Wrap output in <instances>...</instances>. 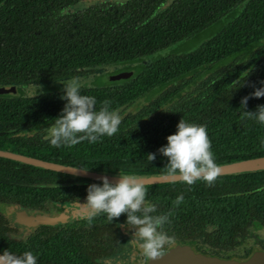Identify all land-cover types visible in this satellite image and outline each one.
I'll return each mask as SVG.
<instances>
[{
	"label": "trees",
	"instance_id": "obj_1",
	"mask_svg": "<svg viewBox=\"0 0 264 264\" xmlns=\"http://www.w3.org/2000/svg\"><path fill=\"white\" fill-rule=\"evenodd\" d=\"M79 1L0 0V84L43 86L31 97L0 95V150L20 148L23 155L70 165L63 151L68 147L50 145L41 131L54 123L65 103L53 83L76 72L135 63L134 76L117 87L80 89L96 97L97 108L109 100L121 123L112 136L69 146L77 149L72 155L76 168L113 176L165 175L167 159L156 150L181 118L206 125L218 165L264 156V125L241 118L240 104L264 80V0L93 1L63 12ZM164 49L169 50L149 58ZM260 104L264 96L250 97L244 110L255 111ZM32 130L34 136L25 135ZM148 153L156 158L149 161ZM2 161L11 167H0V204L38 207L49 197L62 198L54 191L63 188L33 183L71 178L0 157ZM145 188L146 199L156 205L153 214H169L163 230L172 239L200 238L234 248L253 235L249 228L264 229V170L217 175L211 184L176 181ZM180 193L183 202L173 206ZM122 217L110 222L105 214L92 213L88 248L97 244L103 256L111 255V246L93 236L105 238L101 230L116 228ZM3 226L0 215V252L31 250L37 264H52L37 249L36 231L17 240ZM88 260L95 264L91 255Z\"/></svg>",
	"mask_w": 264,
	"mask_h": 264
},
{
	"label": "clouds",
	"instance_id": "obj_2",
	"mask_svg": "<svg viewBox=\"0 0 264 264\" xmlns=\"http://www.w3.org/2000/svg\"><path fill=\"white\" fill-rule=\"evenodd\" d=\"M240 85V83H239ZM238 85V86H239ZM260 87L253 86V91L241 98V118L254 119L264 125V104L256 106L255 111H245L250 97L264 96V80ZM61 99L65 101L60 113L54 118V123L48 126L45 139L53 146H71L87 140L97 142L102 136H112L121 123L119 112L110 107V101L105 99L99 108L96 107L95 96L82 94L77 77H72L62 84ZM166 143L156 151L166 157L164 174L178 178L187 185L197 180L211 184L219 173L211 150V142L206 125L186 121L181 118L175 132L166 136ZM264 145V139L260 141ZM149 161L156 158V153H148ZM146 188L135 175L118 174L115 182L108 176L99 177V183H90L86 187L83 205L94 213H103L108 221L125 214L124 228L131 235L129 243L139 248L149 260L157 258L166 241L170 239L163 230L170 223L169 214H156V205L146 199ZM184 200V194H178L172 201L173 206H179ZM79 203L78 200H76ZM80 204V203H79ZM38 258L31 250L19 254L5 250L0 252V262L6 264H37Z\"/></svg>",
	"mask_w": 264,
	"mask_h": 264
},
{
	"label": "flooded vegetation",
	"instance_id": "obj_3",
	"mask_svg": "<svg viewBox=\"0 0 264 264\" xmlns=\"http://www.w3.org/2000/svg\"><path fill=\"white\" fill-rule=\"evenodd\" d=\"M64 8L65 9L63 12L67 13L70 11L71 7L66 6ZM134 65L135 63H131L129 67H126L125 65H121V66L111 65L102 68H94L93 70H86V72H76L70 77H65L62 78L61 80L54 82L53 86L62 90L63 88L62 84L66 80L72 77H77L79 80L80 89L106 88V86L117 87L120 84H122L123 81L129 80L131 77L134 76L136 71L133 67ZM123 74H125L126 77L123 78L120 77L119 79L116 78L119 75H123ZM98 77L104 78L105 83L102 85L96 83L93 84L90 83L92 79ZM3 85L15 86L16 93L7 94L14 96H19L21 94L24 97H31L37 95L38 93H41L43 89V86L38 83H27L24 85H15L11 83L0 84V86ZM50 124L52 123H48L45 126L41 127V131H44L45 134L43 135V137H46L48 126ZM17 134L20 135L21 133L18 132ZM34 134H35L34 130L25 133V135L28 137H32L34 136ZM83 142L84 141H81L75 144V146L78 147V145L82 144ZM67 147L68 149L67 150L63 149V151H65L64 155L66 156V160L71 162V164L65 166H71L76 168V166L72 165L75 161V158L72 157V155L75 154L77 149L74 150L72 148H69V146ZM3 151H9L15 154L23 155V153H20L21 152L20 148L19 149L15 148L14 150H11V148H9V150H3ZM78 153L79 155H83L84 151H78ZM78 160L80 161L81 158L79 157ZM56 164H60V163H56ZM0 167H11V165L2 161L0 162ZM70 176L71 178H69L68 180L56 179L54 180L53 183L51 182L49 183L42 182L41 184L33 183L35 186L37 185V187L38 186L42 187L43 185H46L49 188H53V187L63 188V190L60 189L59 191L58 190L54 191V193L57 192L63 193L62 198H59V194L58 197L57 196L49 197L47 199H44V201L41 204H39L38 207L35 208L21 207L20 205H15L12 203L5 204L2 210H0V215L2 217V222L4 225L3 227L7 228L6 230H4L6 235L15 238L17 240L25 241L32 233H35L36 231L37 249L38 250L43 249L44 257L49 256L52 259V264H90V261L88 260L89 255L93 257L92 262L95 264H147L148 258L143 255L142 251L139 248L135 247L132 243H129L131 234L126 233L121 228L124 225L126 217L120 218L121 220L118 222L116 228L101 230L105 232V234H101L105 238L93 236V241L100 239L103 242V244L107 243L109 246H111V248L113 249L111 255L103 256V250L101 252L102 248L100 249L99 245L97 244H94L93 246L88 248V241L90 239L88 217L94 212L86 205H83V203L85 201L87 185L98 181L91 180L88 178H85L87 180H80L78 179L80 176L77 175H70ZM72 177H76V178H72ZM76 200H78L80 204L77 203ZM21 208L42 211L46 214L65 213V211L67 210L69 211L81 210L85 212V215H83L80 218L68 220L63 223H58L56 225L41 224L34 227H27L18 219L19 211ZM253 228L254 227L249 228L250 232L253 235L245 239H242L239 245L242 244L244 241H251L254 237H256V241H254L255 244L253 246L259 245L264 249V247L262 246L264 243V238L259 237L254 232V230H252ZM177 245L187 246L190 248L192 252L197 254H201L207 257L217 256L220 258H227L226 256L229 255L232 256L234 250L239 247V245H237L234 248L224 247V246L217 247L216 245H212L211 242H208L206 240L203 241L200 238L194 241L190 240L185 242H182L181 240L178 239L170 238L168 241H166L165 245L162 247L161 253H165L171 250L172 248L176 247ZM250 252H251V248L250 250L247 251L246 255L244 254V256H248ZM96 253H100V256L96 257Z\"/></svg>",
	"mask_w": 264,
	"mask_h": 264
},
{
	"label": "water",
	"instance_id": "obj_4",
	"mask_svg": "<svg viewBox=\"0 0 264 264\" xmlns=\"http://www.w3.org/2000/svg\"><path fill=\"white\" fill-rule=\"evenodd\" d=\"M84 5H89L93 1L99 0H83ZM75 7V5H73ZM77 8V7H75ZM126 77L125 74L116 77ZM16 87L10 86H0V95L15 94ZM0 157L13 159L21 163L29 164L35 167H41L43 169L56 171L59 173L77 175L83 178H88L91 180L99 181V177L106 174L86 171L83 169H78L71 166H65L61 164H56L53 162H46L32 157H28L21 154H15L9 151L0 150ZM264 170V156L242 160L238 162L228 163L219 165V173L222 174H240L249 173L254 171ZM109 180L115 182L117 176L106 175ZM137 179L144 185L166 183V182H176L180 181L175 176L171 175H160V176H148V177H137ZM85 215V212L81 210L65 211V213L59 214H46L42 211L31 210L21 208L19 211L18 219L27 227H34L37 225H56L58 223H63L68 220H73L80 218ZM125 231L124 226L121 227ZM131 226L129 228V233L131 234ZM0 264H6V262H0ZM147 264H264V249L255 245L251 253L244 258H220V257H207L201 254L194 253L187 246L177 245L171 250L161 253L157 258L147 261Z\"/></svg>",
	"mask_w": 264,
	"mask_h": 264
},
{
	"label": "rangeland",
	"instance_id": "obj_5",
	"mask_svg": "<svg viewBox=\"0 0 264 264\" xmlns=\"http://www.w3.org/2000/svg\"><path fill=\"white\" fill-rule=\"evenodd\" d=\"M126 0H99L98 1V3H102V4H104V3H110V4H112V5H116V4H119V3H123V2H125ZM73 5H75V7H77V8H75L74 6H72L71 8L72 9H70V11L71 10H80V9H82V8H85V7H87V5H84V1L83 0H81V1H79V2H76L75 4H73ZM69 11V12H70ZM169 49H164V50H162V51H159V52H156V53H153L149 58H151L152 56H155L156 54H159L160 52H166V51H168ZM117 66H121V65H117ZM98 68H102V67H98ZM90 83L91 84H93V83H96V84H104L105 83V79L104 78H102V77H98V78H94V79H92L91 81H90ZM5 204H0V210H2V208H3V206H4ZM252 230H254V232L259 236V237H261V238H264V229H252ZM254 241H256V237H254L251 241H244L242 244H240L239 245V247L238 248H236L235 250H234V252L232 253V256L231 255H229V256H226L227 258H235V257H237V258H244V257H246V256H244V254L246 255L247 254V251L248 250H250V248H251V251H252V249L254 248ZM253 242V243H252ZM243 253V254H242ZM251 253V252H250Z\"/></svg>",
	"mask_w": 264,
	"mask_h": 264
}]
</instances>
